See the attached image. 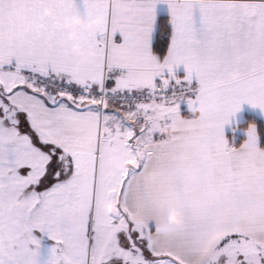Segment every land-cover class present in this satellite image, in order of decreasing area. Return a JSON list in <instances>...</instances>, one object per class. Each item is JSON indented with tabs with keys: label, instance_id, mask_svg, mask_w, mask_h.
Listing matches in <instances>:
<instances>
[{
	"label": "snow or ice",
	"instance_id": "snow-or-ice-1",
	"mask_svg": "<svg viewBox=\"0 0 264 264\" xmlns=\"http://www.w3.org/2000/svg\"><path fill=\"white\" fill-rule=\"evenodd\" d=\"M70 15L104 22L73 41ZM245 103L264 0H0V264H42L36 232L44 264H264V127L226 137Z\"/></svg>",
	"mask_w": 264,
	"mask_h": 264
},
{
	"label": "clouds",
	"instance_id": "clouds-1",
	"mask_svg": "<svg viewBox=\"0 0 264 264\" xmlns=\"http://www.w3.org/2000/svg\"><path fill=\"white\" fill-rule=\"evenodd\" d=\"M44 14L48 17H53L55 15V10L52 8L45 9ZM103 18H93L89 16L87 19L81 17L79 15H70L66 17L64 21V27L70 33V39L73 41L78 40V34L75 29L82 28L87 32H94L98 27L103 24ZM72 52L78 55L83 62H91L95 58V51L91 48H86L82 43H75L72 47ZM233 79L239 78V73L233 72L231 74ZM205 112L203 107L197 108L196 116L199 117ZM163 133H167L166 129L160 130ZM117 167L123 168L126 165L122 163L118 158H113L112 161ZM11 207L13 208H22L24 207L23 201H13L11 203ZM116 210L115 204H112L108 207L109 212H114ZM141 213L138 211L136 213V218H140ZM167 223L175 229H183L186 226L185 215L182 211H180L175 206H170L166 212ZM59 233H57L58 235Z\"/></svg>",
	"mask_w": 264,
	"mask_h": 264
},
{
	"label": "crops",
	"instance_id": "crops-1",
	"mask_svg": "<svg viewBox=\"0 0 264 264\" xmlns=\"http://www.w3.org/2000/svg\"><path fill=\"white\" fill-rule=\"evenodd\" d=\"M77 3L78 4H80V0H77ZM159 7V10L161 11V12H164V10L166 9V5H160V6H158ZM81 10H83L82 8H81ZM246 112H252V113H254V114H256L257 116H259L262 120H263V122H264V112H262L259 108H254L253 106H251V105H249V104H247V103H245V104H243L242 106H241V110H240V112L239 113H237L236 114V116L233 118V120H234V125L233 124H230V125H228V126H226V137H227V133L229 132V131H232L233 132V135L235 136V134H236V136L237 135H244V137H245V132H244V130L246 129V127H240L239 126V124L241 123V122H243L244 121V119H245V113ZM233 128H235V130H233ZM234 136H232V137H234ZM228 138V137H227ZM38 237H40L41 239H44L45 238V234H41V233H39V232H36L35 233ZM44 252V253H43ZM46 252V253H45ZM48 255H47V250L46 251H43V249H41V262H42V264H44L43 262H44V260L46 259H48ZM45 260V261H46Z\"/></svg>",
	"mask_w": 264,
	"mask_h": 264
},
{
	"label": "trees",
	"instance_id": "trees-1",
	"mask_svg": "<svg viewBox=\"0 0 264 264\" xmlns=\"http://www.w3.org/2000/svg\"><path fill=\"white\" fill-rule=\"evenodd\" d=\"M166 18H162L160 21V33H161V38H160V45H165L167 43V40L164 38V33L167 32V26H166ZM250 122H255L257 123L258 126L264 127V122L263 120L257 116L256 114L252 112H246L245 113V119L243 122L239 124L240 127H246ZM233 132L229 131L227 133L228 140L230 142L234 143H239L244 139V135H237L235 134L234 137Z\"/></svg>",
	"mask_w": 264,
	"mask_h": 264
},
{
	"label": "rangeland",
	"instance_id": "rangeland-1",
	"mask_svg": "<svg viewBox=\"0 0 264 264\" xmlns=\"http://www.w3.org/2000/svg\"><path fill=\"white\" fill-rule=\"evenodd\" d=\"M41 239V238H40ZM41 249H43V251L47 250V255L49 256L50 253V249L54 246V241H52L51 239H49L46 235L44 239H41ZM44 253V252H43ZM46 253V252H45ZM46 260V259H45ZM44 260V262H45ZM43 262V263H44Z\"/></svg>",
	"mask_w": 264,
	"mask_h": 264
}]
</instances>
